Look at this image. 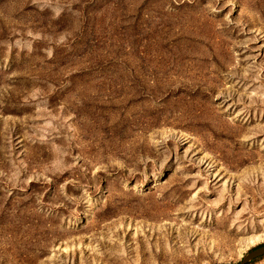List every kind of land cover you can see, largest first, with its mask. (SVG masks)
Returning a JSON list of instances; mask_svg holds the SVG:
<instances>
[{"label":"rangeland","instance_id":"374dc122","mask_svg":"<svg viewBox=\"0 0 264 264\" xmlns=\"http://www.w3.org/2000/svg\"><path fill=\"white\" fill-rule=\"evenodd\" d=\"M258 185L264 0H0V264L236 263Z\"/></svg>","mask_w":264,"mask_h":264},{"label":"water","instance_id":"95a60500","mask_svg":"<svg viewBox=\"0 0 264 264\" xmlns=\"http://www.w3.org/2000/svg\"><path fill=\"white\" fill-rule=\"evenodd\" d=\"M264 255V242L249 249L245 255L236 263L232 264H248L250 261Z\"/></svg>","mask_w":264,"mask_h":264},{"label":"bare ground","instance_id":"6f19581e","mask_svg":"<svg viewBox=\"0 0 264 264\" xmlns=\"http://www.w3.org/2000/svg\"><path fill=\"white\" fill-rule=\"evenodd\" d=\"M247 155L248 156H246V157H248V158L246 160H249V161H254L255 159L261 161L263 159L262 155L259 152H256L255 154H247ZM254 188L255 189L248 188V191L250 192V195L252 196V198H260V197L264 196V192L261 191V187L259 185L254 187Z\"/></svg>","mask_w":264,"mask_h":264},{"label":"trees","instance_id":"16d2710c","mask_svg":"<svg viewBox=\"0 0 264 264\" xmlns=\"http://www.w3.org/2000/svg\"><path fill=\"white\" fill-rule=\"evenodd\" d=\"M263 256H264V255H263ZM263 256H261V257H258V258H256V259H254V260L250 261L248 264H252V263L256 262L257 260L261 259Z\"/></svg>","mask_w":264,"mask_h":264}]
</instances>
